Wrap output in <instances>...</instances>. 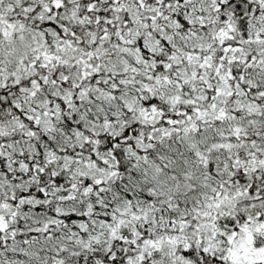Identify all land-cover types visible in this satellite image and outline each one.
<instances>
[{"label": "trees", "instance_id": "obj_1", "mask_svg": "<svg viewBox=\"0 0 264 264\" xmlns=\"http://www.w3.org/2000/svg\"><path fill=\"white\" fill-rule=\"evenodd\" d=\"M48 1L25 90L0 88V264L243 263L231 239H264V0Z\"/></svg>", "mask_w": 264, "mask_h": 264}, {"label": "rangeland", "instance_id": "obj_2", "mask_svg": "<svg viewBox=\"0 0 264 264\" xmlns=\"http://www.w3.org/2000/svg\"><path fill=\"white\" fill-rule=\"evenodd\" d=\"M25 0H0V88L5 85L17 83L15 91H24L25 87L19 82L21 77H18L20 73L29 72L34 70L36 58L33 57V51L35 48L30 43L33 37H37V27L32 23L31 17L28 14V9L33 7V4H40V0H33L30 7L22 8V4ZM31 1V0H29ZM46 1L43 4V8H49L52 1ZM59 1V0H53ZM28 2V0H26ZM60 4V3H59ZM54 3L57 7L59 5ZM21 6L23 13L18 10ZM38 8L37 10H41ZM52 58L47 56V59ZM43 75L40 74L39 78ZM253 142V141H252ZM220 148V143L213 144ZM248 157V156H247ZM249 162H255L254 159H249ZM261 200V198H259ZM254 198H251L247 203V209H255L254 206H258L257 201L254 202ZM256 204V205H255ZM259 206H264V197L260 201ZM256 210V209H255ZM253 210L254 212H256ZM252 211V212H253ZM260 215L264 216V209L260 214L257 211L256 217ZM264 224V219L262 221ZM257 236H253L248 230H244L237 236L231 239L233 245L229 249L228 257L233 260L240 259L243 263L238 264H264V239H259Z\"/></svg>", "mask_w": 264, "mask_h": 264}]
</instances>
